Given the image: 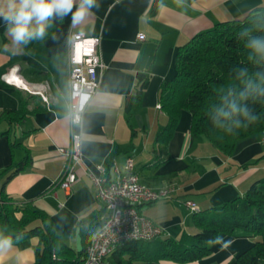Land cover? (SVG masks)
<instances>
[{"label": "crops", "instance_id": "obj_1", "mask_svg": "<svg viewBox=\"0 0 264 264\" xmlns=\"http://www.w3.org/2000/svg\"><path fill=\"white\" fill-rule=\"evenodd\" d=\"M8 4L0 0V111L23 112L10 122L0 118V189L8 197L9 210L7 222L0 219L7 233L0 237V264H38L37 255L43 252L40 234L14 236L25 220L23 229L46 225L71 249L59 264H72L83 255L103 210L83 168L97 173L100 165L114 178V167L126 173L130 157L140 182L153 188L175 186L169 198L139 205V211L160 226L162 237L175 239L197 231L196 215L264 181V133L239 141L226 156L206 138L191 135V115L181 110L170 136L159 144L158 133L168 117L157 107L161 85L175 74L179 47L220 22L264 9V0H95L83 18L73 22L80 4L74 0L72 11L51 17L44 36L28 47L13 40L11 24L3 16ZM30 27H37L35 21ZM72 32L100 38L104 66L80 127L83 163L76 182L63 189L55 182L65 164L61 150L69 147L73 129L68 118ZM21 80L46 82L48 102L25 90ZM186 201L194 202L196 211ZM26 208L43 217L34 218ZM220 238L209 255L194 261L140 264H234L256 240L240 229Z\"/></svg>", "mask_w": 264, "mask_h": 264}, {"label": "trees", "instance_id": "obj_2", "mask_svg": "<svg viewBox=\"0 0 264 264\" xmlns=\"http://www.w3.org/2000/svg\"><path fill=\"white\" fill-rule=\"evenodd\" d=\"M41 38L22 44L28 47ZM255 40L264 41V9H256L242 19L220 22L179 47L175 74L160 87L158 101L168 122L158 133L159 144L170 136L181 110L191 115V135L206 138L226 156L234 152L239 141L264 133V51L252 45ZM233 105L239 110L247 109L248 115L234 111ZM22 112L3 109L0 118L10 122L20 119ZM7 201L0 189V219L5 222L9 212ZM26 209L34 218L43 217L36 210ZM26 223L25 220L14 236L18 239L29 233L40 234L43 252L37 255L38 264H59L68 259L66 255L72 253L71 249L48 226L26 230ZM193 223L197 231L179 239L159 236L149 241L124 242L111 252L108 260L113 264L190 262L209 255L217 237L240 229L256 240L235 258L234 264H264V181L253 183L244 195L196 215ZM5 231L0 222V237L7 236ZM84 256L85 251L71 263L81 264Z\"/></svg>", "mask_w": 264, "mask_h": 264}, {"label": "built area", "instance_id": "obj_3", "mask_svg": "<svg viewBox=\"0 0 264 264\" xmlns=\"http://www.w3.org/2000/svg\"><path fill=\"white\" fill-rule=\"evenodd\" d=\"M138 37L143 36L138 34ZM99 43L98 36H85L78 32L69 34L68 118L73 129L69 147L61 150L65 164L55 182V185L63 189L70 188L76 182L77 168L83 163L80 127L84 110L98 87L104 66L98 53ZM20 83L25 90L48 102L46 82L28 84L21 80ZM133 168L130 157L125 161L126 173L122 174L114 167V178H110L100 165L97 166V173L83 168L95 187V196L102 204L103 213L85 249L81 264H113L108 257L118 245L133 240L149 241L161 236L160 226L144 216L139 211V205L167 199L176 188L173 185L150 187L140 182ZM186 204L192 211H196L194 202L186 201Z\"/></svg>", "mask_w": 264, "mask_h": 264}, {"label": "clouds", "instance_id": "obj_4", "mask_svg": "<svg viewBox=\"0 0 264 264\" xmlns=\"http://www.w3.org/2000/svg\"><path fill=\"white\" fill-rule=\"evenodd\" d=\"M95 3V0H80L79 7L73 13V22L84 17L88 8ZM74 0H9L8 11L3 13L4 19L11 24V34L15 43L27 42L35 37H43L45 34L46 22L53 17L64 16L72 11ZM35 21L36 28L30 25ZM258 50L264 51V41L255 40L251 42ZM234 111H243L244 115H248L247 109L239 110L233 105ZM255 120V117H251ZM220 237L215 239V243L220 242ZM3 242L0 241V244ZM213 243V241H209ZM231 241L226 242L225 247Z\"/></svg>", "mask_w": 264, "mask_h": 264}]
</instances>
